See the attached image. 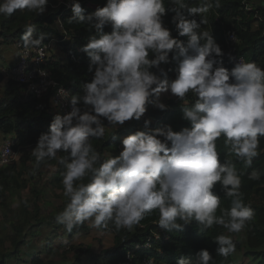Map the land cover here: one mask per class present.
I'll list each match as a JSON object with an SVG mask.
<instances>
[{
  "label": "clouds",
  "instance_id": "9594fccd",
  "mask_svg": "<svg viewBox=\"0 0 264 264\" xmlns=\"http://www.w3.org/2000/svg\"><path fill=\"white\" fill-rule=\"evenodd\" d=\"M167 2L169 7L165 0H107L104 7L85 15L79 0H71L73 15L68 23L83 24L96 32L80 49L89 59L87 71L92 78L81 86L82 95L58 90L62 99L65 94L71 97V111L53 118L31 154L38 166L56 159L60 152L68 153L67 161H59L66 169L62 184L68 203L56 216L68 233L85 222L100 230L113 224L117 231H133L146 216L158 212V226L166 231L182 230V224L193 221L204 229L222 226L229 235H218L214 242L217 255L228 257L236 251L230 234L242 232L255 212L243 202L235 165L221 163L217 141L223 137L230 154L246 167L260 154L264 69L240 54L236 29L226 31L223 52L211 34L198 31L207 23L204 15L213 8V0H199L195 7L185 0ZM48 4L49 0H0V15L11 17L17 10L42 15ZM215 6L219 7V0ZM251 7L247 4L246 10ZM167 12L174 13L171 22L180 37H187L186 42L174 38L165 26ZM188 16L202 18L198 23ZM106 26H111L110 34L104 32ZM230 32L239 40L236 55L244 62L236 64L226 54ZM46 36L32 23L25 26L20 39L23 48L43 55ZM52 41L59 48V40ZM222 56L233 65L231 71L217 59ZM173 61L178 65L176 77L169 80L162 65ZM40 74L46 75L44 71ZM169 92L186 104L189 93L196 97L191 107L183 108V119L191 127L180 132L168 125L137 131L122 140L118 156L102 160L91 139L103 138L106 128L140 121L149 104L166 111V101L175 97L164 103L159 98ZM144 124L147 128L151 120ZM249 179L259 180L260 173L253 170ZM217 184L232 198L230 208L221 207V197L213 192ZM128 257L132 259L131 253ZM148 264H153L151 258ZM177 264H214V259L202 249L195 261L181 257Z\"/></svg>",
  "mask_w": 264,
  "mask_h": 264
},
{
  "label": "trees",
  "instance_id": "16d2710c",
  "mask_svg": "<svg viewBox=\"0 0 264 264\" xmlns=\"http://www.w3.org/2000/svg\"><path fill=\"white\" fill-rule=\"evenodd\" d=\"M85 9V15L94 13L98 8L106 5L107 0H79ZM189 7L198 6L199 0H185ZM247 4H252L247 9ZM204 15L207 23L201 25L199 32H208L213 36L216 43L225 48L226 31L236 29L241 39L240 54L246 55L248 63L255 62L264 69V0H219V7L215 6ZM165 6L169 7L167 0ZM73 15L71 0H49L44 14L36 15L27 10H17L11 17L0 15V47L21 42V35L28 24H36L37 31L46 33V39L42 44H49L58 39V46L65 58L56 57L43 65L59 83L73 90V95L81 94V86L90 82L92 74L87 71L89 59L80 49L85 46L91 37L96 35L94 29L89 30L86 25L72 23L68 20ZM174 13L167 12L164 17L172 36L185 41L187 37H180L172 24ZM187 16V13H185ZM196 19L199 23L201 16H188ZM61 21L66 33L57 27ZM258 23V29L254 24ZM106 34L112 32L111 26L104 29ZM67 37V40H64ZM203 43V41L201 42ZM171 58V56H170ZM223 67L231 71L233 65L222 57ZM177 63L173 61L169 65H162L168 71L169 80L176 77ZM0 81H5L1 72ZM6 88L0 91V133L4 136H12V149L17 154V159L9 164L0 166V210L3 220L0 222V264H85L89 260L91 264H98L102 259L105 264H121L128 252L134 250L137 258L134 264H140L139 260L146 254L145 250L135 249L136 244H143L147 239L159 232L169 236V240L154 243L151 256L157 264H177L181 258L197 259V253L206 249L213 257L214 264H238L235 254L228 257L217 255L218 245L214 242L218 235L226 234L227 230L222 226H213L204 229L195 221L182 224V230L166 231L158 226L159 213L153 212L145 217L133 231L126 229L116 230L113 224H109L108 230L114 234V245L104 249L100 253L93 250L92 245L72 242L58 244L63 236L57 235L59 230H65L63 225L56 222V216L63 211L68 203L63 195V176L66 171L61 158L69 159L68 153L60 152L56 159L42 162L36 165L35 157L31 152L36 147L39 136L49 131L50 123L56 116L49 112L50 96L47 94L41 98L28 91L26 85L15 80L7 79ZM187 104L178 97L166 101L167 110L160 111L152 104L148 105L145 116L140 121L132 120L120 128H106L103 138H92L91 143L95 151L100 153L102 160L110 155L118 156L122 150V140L137 131L155 130L165 125L171 126L174 132H180L184 128H190L188 121L183 119V108L191 107L196 97L191 93L185 98ZM151 120V124L145 127L144 121ZM107 126V121H104ZM217 151L220 153L221 163L230 161L235 165L241 178L243 202L250 205L255 212L254 218L240 233L230 234L236 243V250L244 252L245 258L251 264H264V137L260 138V153L254 158L251 167H246L234 155L230 154L225 146L224 138L217 141ZM53 168L47 188L60 191L58 198L61 206L53 211L46 212L42 209V188L37 180L46 170ZM256 170L260 173L259 180H250V173ZM87 183V180L84 181ZM29 192V197H24L23 192ZM214 194L221 197V207H231V197L224 195L221 186L217 184L213 189ZM18 199V205L14 200ZM217 215H220L218 210ZM183 223L182 221H178ZM46 230V232H44ZM88 225L74 228L69 233L70 240L76 234H88ZM46 235V237H42ZM160 249V251H158ZM59 257V261L56 258Z\"/></svg>",
  "mask_w": 264,
  "mask_h": 264
},
{
  "label": "built area",
  "instance_id": "2783aa9c",
  "mask_svg": "<svg viewBox=\"0 0 264 264\" xmlns=\"http://www.w3.org/2000/svg\"><path fill=\"white\" fill-rule=\"evenodd\" d=\"M59 28L63 29V24L59 23ZM62 32H65L62 30ZM235 37L233 39L232 37ZM66 40V39H64ZM239 40L235 32H230L228 35L227 43L228 50L226 51L227 56L232 59L236 64L242 59L238 58L236 55V44ZM19 51V61L14 65H2L1 72L7 79L15 80L21 84L26 85L28 91L34 94L36 97L41 98L44 95L51 94L50 96V109L49 112L52 114L65 115L71 111V105L69 95H73V90L59 84L43 65L49 61H52L55 57L54 52V42L45 44L43 55L38 51L33 49H25L22 46V42L15 44ZM44 71L46 75L42 76L40 73ZM63 89L69 95L65 94V99H62L58 95V90ZM15 152L12 149V140L4 139L2 143V148L0 150V166L4 164H9L15 159ZM169 239L168 235L160 234L159 232L154 233L153 236L149 237L143 244H136L135 249H144L145 255L139 260L140 264H148L149 258L153 260V264H157L154 257L151 256V250L155 242L160 241L164 243ZM160 251V249H158ZM131 253L132 259H129L128 254ZM125 260L121 264H134V260L137 258L134 250L128 252Z\"/></svg>",
  "mask_w": 264,
  "mask_h": 264
},
{
  "label": "rangeland",
  "instance_id": "374dc122",
  "mask_svg": "<svg viewBox=\"0 0 264 264\" xmlns=\"http://www.w3.org/2000/svg\"><path fill=\"white\" fill-rule=\"evenodd\" d=\"M1 49V47H0ZM55 49V48H54ZM54 57H61V52L59 50H56L55 52H53ZM5 81H7V78L5 77ZM2 81V83H0V87H6V82ZM169 96H167L166 94L164 96H160L159 100L160 102L164 103L165 100L168 98ZM130 122V121H128ZM128 122H125L128 123ZM124 124V125H125ZM123 125V126H124ZM122 126H119L117 128H120ZM12 136H9L8 139H11ZM2 148V144H0V150ZM17 154H15V159H17ZM53 173V168H50L49 170H46L43 175L41 177H38L37 180L39 182V186L42 188V200H41V204L43 205L42 209L45 210L47 213L50 211H53L55 207L61 206L62 201L61 199L58 198V193H60V191H53V190H49V188H47V183L49 181V179L51 178ZM23 196L24 197H29V192L24 191L23 192ZM14 205L17 206L18 205V199L14 200ZM3 220V216H2V212L0 210V222ZM88 225V234H76L77 236L75 238H73V242L75 243H85L87 245H92V247L94 248L95 252H100L103 249H106V246H109V242L108 239L111 240L113 239V235L109 234V233H105L103 231H99V229L93 228L91 227L90 223L87 224ZM60 232V230H59ZM59 236H63L65 233L67 235L68 232H65V230L60 234ZM75 236V235H74ZM46 237V236H45ZM63 240L61 241V243H65L66 245L71 244L72 242H69L70 240L63 236ZM45 239V238H44ZM108 249V247H107ZM235 257H237L238 259V264H251V261L247 258H245L244 256V252L241 250H236L234 252ZM57 261H59V257L56 258ZM101 261L98 260V262Z\"/></svg>",
  "mask_w": 264,
  "mask_h": 264
},
{
  "label": "crops",
  "instance_id": "0c3cea01",
  "mask_svg": "<svg viewBox=\"0 0 264 264\" xmlns=\"http://www.w3.org/2000/svg\"><path fill=\"white\" fill-rule=\"evenodd\" d=\"M56 50H59L60 51V49L58 48V47H56L55 49H54V52L56 51ZM61 52V51H60ZM65 57V55L61 52V58H64ZM19 58H20V55H19V51L16 49V46L14 45V44H12V45H6V46H2L1 47V49H0V66H2V65H14V64H16L18 61H19ZM0 83H2L1 81H0ZM6 86V85H5ZM7 87V86H6ZM6 87H0V91H2L3 92V90L6 88ZM166 95L167 96H169V97H171V98H173V97H175L174 95H172L170 92L169 93H166ZM9 136H4V135H2L1 133H0V144H2L3 143V140L4 139H6V138H8ZM53 171H54V169H53ZM87 224H89L90 222H86ZM64 230L63 229H61L60 230V232L62 233ZM100 231V230H99ZM44 232H46V230L44 231ZM60 232H59V234H60ZM65 232H67L66 230H65ZM105 233H109V234H112L113 235V239H111V240H109L108 239V244H109V246H106V249H107V247L108 248H111L113 245H114V234L113 233H111V232H105ZM63 234V233H62ZM46 235H43L42 237L44 238ZM63 236H65V237H67L69 240H70V236H69V233H67V235H66V233L63 235ZM77 235H75V236H73V238H75ZM69 242H73V241H69ZM61 243V241H59L58 242V244H60ZM93 250H94V248H93ZM104 250V249H103ZM94 252H95V250H94ZM101 252V251H100ZM100 252H98V253H100ZM97 253V252H96ZM85 264H91V262H89V260H86L85 261ZM98 264H105L104 263V261H102V259H101V261H99L98 262Z\"/></svg>",
  "mask_w": 264,
  "mask_h": 264
}]
</instances>
